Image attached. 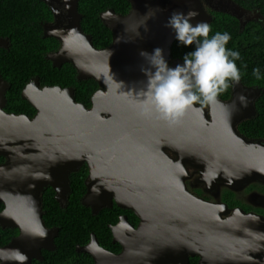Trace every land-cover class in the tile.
<instances>
[{
    "label": "water",
    "instance_id": "1",
    "mask_svg": "<svg viewBox=\"0 0 264 264\" xmlns=\"http://www.w3.org/2000/svg\"><path fill=\"white\" fill-rule=\"evenodd\" d=\"M63 1L68 24L51 33L60 47L48 57L53 66L70 63L78 80L92 78L98 89L87 108L75 101L73 87L39 88L34 77L21 91L36 109L29 117L3 110L8 85L0 77V226L19 229L0 247V264H31V258H42V248L54 249L57 228L43 225L39 194L51 186L63 207L70 173L84 163L89 171L82 205L96 213L114 196L140 219L136 228L125 222L113 227V242L122 246L118 254L92 236L96 249H80L92 253L94 264H188L189 256H197V264H264V217L239 208L229 214L225 204L199 198L185 186L187 162L200 170L198 179L209 190L264 182V145L249 143L233 127L255 114L260 89L232 84L227 104L209 105L211 122L196 104L175 123L145 110L142 91L155 67L142 53L150 57L160 48L168 62L173 13L194 9L199 15L193 25L210 21L199 0H128L126 13L107 8L99 17L112 38L101 48L80 27L78 0ZM177 64L183 60L170 67ZM240 94L247 107L237 100Z\"/></svg>",
    "mask_w": 264,
    "mask_h": 264
},
{
    "label": "trees",
    "instance_id": "2",
    "mask_svg": "<svg viewBox=\"0 0 264 264\" xmlns=\"http://www.w3.org/2000/svg\"><path fill=\"white\" fill-rule=\"evenodd\" d=\"M255 1L264 15V0ZM129 7L128 0H78L80 27L84 33L91 35L95 47H105L111 42L112 32L103 24L100 13L107 8H112L117 13H126ZM39 19H52V13L43 0H0V34L9 35L10 38L9 51L0 50V73L11 82L6 93L8 104L16 112L29 110L31 105L19 98V92L24 82L31 75L37 74L42 83L73 86L75 99L87 105L91 92L97 87L96 81L92 78L78 80L76 70L70 63H64L59 68L51 66L50 61L44 58V53L55 48L58 42L51 37L41 36ZM209 25V38L217 32L230 34L231 39L226 48L240 53V59L236 61L241 72L240 81L245 85L261 88L255 101L256 116L240 123L239 129L251 136H264V22L247 24L240 30L232 16L216 14ZM170 50L172 57L183 58L186 53L194 50V46L185 47L175 38ZM255 68L260 69L259 80L253 75ZM227 95L228 89L219 96L224 98ZM2 160L4 157L0 156V161ZM85 173L82 168L71 174L72 191L65 208L58 205L51 188H47L41 195L45 210L44 222L59 226L54 240L56 249L45 252L46 260L43 264H75V244L86 242L90 231L94 232L100 244H104L106 238L109 239L105 223L109 221L110 213L102 210L91 214L88 207L80 204L85 190ZM1 206L0 203V208ZM15 233V229L0 228V246L8 242ZM82 256L80 254L79 258L82 259ZM188 264H196V257H190Z\"/></svg>",
    "mask_w": 264,
    "mask_h": 264
},
{
    "label": "flooded vegetation",
    "instance_id": "3",
    "mask_svg": "<svg viewBox=\"0 0 264 264\" xmlns=\"http://www.w3.org/2000/svg\"><path fill=\"white\" fill-rule=\"evenodd\" d=\"M43 1L46 2V4L48 5L49 10L52 13V19L51 20L39 19L40 34L42 37H51V38L57 40V42H58V44L55 48L44 53V58L50 61L52 67L59 68L62 64L68 63V62H62L60 64V66H53V61L48 57V55L56 52L59 49L60 41L55 36L51 35V33L54 32V30L63 29V27L68 24L69 9H68L67 3H65V1H63V0H43ZM199 2H200V6H201V9L203 10V12L206 15L211 17L210 21L207 22L208 24L214 19L216 14H227V15L232 16L236 20V22L238 23V27L240 30L243 29L247 24H251V23L262 24L264 22V15L262 13V9L259 7V5L256 3L255 0H253V1H251V0H199ZM9 39H10L9 35L0 34V41H1L0 50L3 49L4 51L5 50L9 51V48H10V40ZM170 48H171V46H170ZM176 59L183 60V58L178 57V56L172 57L171 56V50H170L169 60L167 62L168 66L170 67L171 63ZM0 77L8 85V87L5 91V105L3 106V110L6 111L7 113H13V114H25V115L32 114L31 116L30 115H27V116L33 117L34 114H36V109L27 100L26 101L31 105L30 106L31 108L30 107L28 108L29 110H27L25 112H16L15 110H13L11 108V106L8 104L7 99H6V93L10 89L11 82L9 80L5 79L1 73H0ZM34 77L38 78V82H39L38 87L39 88H43L45 86H54V84L50 85V84L42 83L37 74L31 75L28 78V80L26 82H24L22 88L20 89V92H19V98L20 99H22L21 98V91L25 88V86ZM239 83H241L245 87L259 88L260 92H261L260 87L245 85L241 81ZM232 84H233V82L229 81L230 86L228 88V95H227V97H224V98L219 96L218 97L219 102L227 104L231 100ZM56 85H59V84H56ZM62 87H64V86H62ZM65 87H73V86H65ZM73 89H74V87H73ZM96 89H98V86L96 87ZM96 89H94L91 92L87 105L82 103L81 101L76 100V99H75V101L78 103H82L85 105V107L89 108L91 105L90 97ZM260 92H259L258 96L260 95ZM258 96L254 100V107H255V101L258 98ZM14 101L18 102V100H14ZM196 105H200L203 107V109L205 110V113H206L205 118L207 119V121L211 122L212 121V114H210V106L207 104L201 105L199 103H197ZM255 116H256V108H255V114L251 115L249 118H244V119L236 122L233 127H234L236 134L241 136L245 140H247L249 143H254V144L259 143L260 145H264V136H251L246 131L242 132L239 129L240 123H242L244 121H248ZM166 151L170 157H172L173 159H177L176 154H173L168 149ZM4 161H5V159L0 161V163H2ZM185 166H186L187 172L189 174V178H187L185 180V186L189 192L193 193L197 197L202 198L204 200L215 202V203L225 204L229 210V214L232 213L233 209L239 208L243 213L255 214L257 216L264 217V182L263 181L254 180V181H250L249 183L244 184L243 186H245L247 184H251V185H253V187L249 192H247L243 195L237 194L238 192L232 191L229 189V187H226V186H218L214 189L209 190L207 188V186L198 179L200 170L193 168V166L191 164H189L188 162L185 163ZM82 168L86 171L85 176L83 178V184H84V180H85V178L88 174V171H89L86 163L82 164L79 167L78 171L70 173L69 189H68V192L66 195V202H65L63 207L55 199L54 196H55L56 192H55V190H53V188L51 186H46L43 189V191L39 194V196H40L39 207H40L41 219H42L43 225L45 226V228H57V234L54 236L53 242L58 235L59 226L48 225L44 222L43 217L45 215V210L42 207L41 195L47 188H51L53 190V197L56 200V202L58 203V205L61 208H65V206L68 203V196L71 194V191H72L71 174L81 171ZM243 186H241V187H243ZM84 188H85L84 193L82 194V196L80 198V204L81 205H82L81 200L87 192V187L85 186V184H84ZM232 189H236V188H232ZM237 189H239V188H237ZM0 203L2 205L0 208V211H1L4 207V204L2 202H0ZM82 206L88 207L91 214H97V213L101 212L102 210H105L107 214L110 213L109 221H107L105 223V225L108 229L109 239L106 238L103 241L104 244H100V242L97 239V236L94 234V232L90 231L89 237L86 240V242H84L82 244H79V243L75 244V252L77 254V258H75L74 263L76 262L75 264H94L95 259L92 256V253L83 252L80 249V248L85 247V246L87 247L89 244H90L89 247L91 249H93V250L96 249V246L93 245V242H91L92 236H94V239H96L97 244L100 247L106 249L107 251H109L111 253L118 254L122 250V246L118 241L113 242V227L117 226L121 222H125L126 225H131L132 227L136 228L140 219L137 217V215L134 214V212L131 209L118 205L117 202H115V200H114V196H112L109 206L100 207V209L97 210L96 213L92 212V208L90 205H88V206L82 205ZM0 228H6V227L0 226ZM7 228H11V227H7ZM12 229H15L16 233L11 238H13L19 234L18 228H12ZM8 242L4 243L2 246L7 244ZM55 249H56L55 242H54V249L53 250H47V249L42 248L41 249V257L42 258L41 259L31 258V264H43L44 261L46 260L45 259V252H52V251H55ZM80 254H83L82 259L79 258ZM192 257H196V264H197L198 257L197 256H192ZM189 259H190V256H189ZM188 262H189V260H188Z\"/></svg>",
    "mask_w": 264,
    "mask_h": 264
},
{
    "label": "clouds",
    "instance_id": "4",
    "mask_svg": "<svg viewBox=\"0 0 264 264\" xmlns=\"http://www.w3.org/2000/svg\"><path fill=\"white\" fill-rule=\"evenodd\" d=\"M199 15L191 9L186 14L175 12L169 18L168 27L175 32L177 41L185 47L194 46V50L183 57V64L169 67L162 56V50L154 53H142L149 58L155 72H147V90L142 91L145 110H155L162 119L171 123L178 121L195 104L217 105L218 97L229 88V81L239 84L241 72L236 61L240 53L226 48L231 36L217 32L211 38V27L207 22L192 24ZM246 67V66H245ZM257 80L261 78L260 69H253ZM240 105L247 107V97H237ZM235 109V103L233 104ZM21 260L23 256L19 257Z\"/></svg>",
    "mask_w": 264,
    "mask_h": 264
},
{
    "label": "rangeland",
    "instance_id": "5",
    "mask_svg": "<svg viewBox=\"0 0 264 264\" xmlns=\"http://www.w3.org/2000/svg\"><path fill=\"white\" fill-rule=\"evenodd\" d=\"M252 187H253V185L247 184V185H245L239 189H232V188H229V189L232 191L238 192L237 194L243 195V194L249 192L252 189Z\"/></svg>",
    "mask_w": 264,
    "mask_h": 264
}]
</instances>
